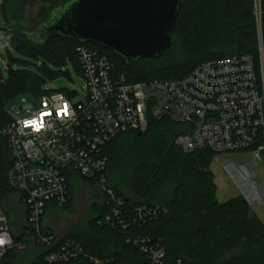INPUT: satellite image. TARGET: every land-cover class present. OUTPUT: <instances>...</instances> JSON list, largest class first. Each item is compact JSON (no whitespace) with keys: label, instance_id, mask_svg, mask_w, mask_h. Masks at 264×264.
I'll return each mask as SVG.
<instances>
[{"label":"trees","instance_id":"obj_1","mask_svg":"<svg viewBox=\"0 0 264 264\" xmlns=\"http://www.w3.org/2000/svg\"><path fill=\"white\" fill-rule=\"evenodd\" d=\"M66 1L2 0L5 25L0 28V43L20 57H11L8 77L0 79V127L8 120L6 104L13 98L23 93L40 97L48 91L44 89L48 80L68 74L63 69L68 63L81 74L79 45L108 54L132 81L181 78L206 60L236 54H251L261 65L257 18H261L264 52V0H260V15L257 0H180L181 11L173 26V48L163 57L130 63L96 42H78L64 36L43 43L31 40L26 32L45 22ZM34 7L37 10L33 25L27 29L23 21ZM180 130L173 121L150 118L146 132L139 135L127 131L116 136L103 149L110 161L106 187L123 198L129 210L161 207L158 216L143 223L140 233L165 247L168 264L178 260L184 264H264L263 221L250 213L242 195L226 202L218 200V186L210 169L213 151L203 148L185 152L174 142ZM1 140L0 179L4 180L9 151ZM127 188H132L133 193L127 194ZM113 205L104 194L103 202L94 205L96 215L63 236L60 243L72 239L86 254L115 256L123 264H133L130 254H139L125 243L122 231L100 224ZM25 228L12 221L16 242L24 239ZM54 248L42 249L30 243L24 251L10 249L2 264H44L45 254ZM58 264H89V260L81 256Z\"/></svg>","mask_w":264,"mask_h":264},{"label":"built area","instance_id":"obj_2","mask_svg":"<svg viewBox=\"0 0 264 264\" xmlns=\"http://www.w3.org/2000/svg\"><path fill=\"white\" fill-rule=\"evenodd\" d=\"M257 24L260 66L251 54H236L206 60L181 78L132 81L108 54L79 45L82 100H72L76 91L48 90L37 99L23 100L13 111L6 109L8 120L0 127V140L9 151L5 179H0V240L4 241L0 264L10 249L24 251L30 243L42 249L55 247L45 254L44 264L81 256L89 264H123L115 256L86 254L75 240L60 243L62 237L44 223L50 204L67 208L73 201L72 180L78 176L99 182L103 196L110 197L114 205L100 224L122 231L125 243L138 251L139 257L130 254L133 264H168L165 247L140 233L143 223L158 216L161 207L127 209L124 199L106 187L110 161L103 149L123 132H146L150 118L167 119L180 125L174 142L185 152L250 151L264 163L261 18ZM11 201L25 215L24 239L17 242L12 234L15 219L9 215Z\"/></svg>","mask_w":264,"mask_h":264},{"label":"water","instance_id":"obj_3","mask_svg":"<svg viewBox=\"0 0 264 264\" xmlns=\"http://www.w3.org/2000/svg\"><path fill=\"white\" fill-rule=\"evenodd\" d=\"M180 11V0H68L26 33L39 43L57 36L96 42L130 63L173 48Z\"/></svg>","mask_w":264,"mask_h":264},{"label":"rangeland","instance_id":"obj_4","mask_svg":"<svg viewBox=\"0 0 264 264\" xmlns=\"http://www.w3.org/2000/svg\"><path fill=\"white\" fill-rule=\"evenodd\" d=\"M0 0V28L5 25V19L1 10ZM257 10H260V0H257ZM37 7L30 8L26 13L23 25L29 29L33 25V15ZM263 35V33H262ZM263 47V37H262ZM11 57L19 58L20 55L13 49H6L4 43H0V79L8 77V65L11 63ZM15 68L17 65L14 66ZM34 69V67H31ZM68 71L67 75L48 80L44 86L47 90L76 91L72 97L74 102L82 100V87L84 79L80 72L68 63L64 68ZM37 99L32 94L23 93L6 104V109L13 111L14 107L19 106L23 100L32 101ZM23 115H26L24 112ZM214 153V158L210 169L214 173L215 181L218 186L217 198L220 202H226L233 197L242 195L249 203L250 213L258 215L264 223V163L259 162L250 151ZM75 185V198L72 205L68 208H60L50 204L47 208V214L44 217V223L61 238L78 227L85 224L95 213V204L103 202V187L99 182L89 181L82 177H76L72 180ZM127 194H132V188L125 190ZM15 201V196H12ZM8 203L10 206L9 215L21 224L25 223V215L21 213L23 208L16 204Z\"/></svg>","mask_w":264,"mask_h":264},{"label":"clouds","instance_id":"obj_5","mask_svg":"<svg viewBox=\"0 0 264 264\" xmlns=\"http://www.w3.org/2000/svg\"><path fill=\"white\" fill-rule=\"evenodd\" d=\"M0 241H2V243H0V244H3L4 241L3 240H0Z\"/></svg>","mask_w":264,"mask_h":264},{"label":"snow or ice","instance_id":"obj_6","mask_svg":"<svg viewBox=\"0 0 264 264\" xmlns=\"http://www.w3.org/2000/svg\"><path fill=\"white\" fill-rule=\"evenodd\" d=\"M0 243H2V241H0Z\"/></svg>","mask_w":264,"mask_h":264}]
</instances>
